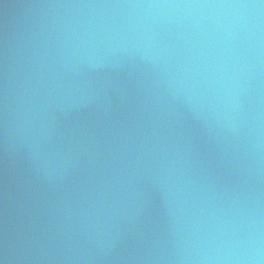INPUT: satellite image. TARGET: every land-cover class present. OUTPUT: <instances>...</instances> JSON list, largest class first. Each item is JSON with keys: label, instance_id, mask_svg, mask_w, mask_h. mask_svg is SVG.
I'll return each instance as SVG.
<instances>
[{"label": "water", "instance_id": "obj_1", "mask_svg": "<svg viewBox=\"0 0 264 264\" xmlns=\"http://www.w3.org/2000/svg\"><path fill=\"white\" fill-rule=\"evenodd\" d=\"M0 264H264V0H0Z\"/></svg>", "mask_w": 264, "mask_h": 264}]
</instances>
